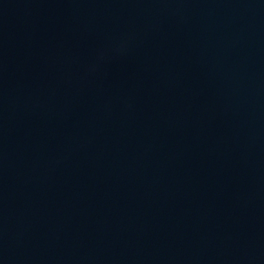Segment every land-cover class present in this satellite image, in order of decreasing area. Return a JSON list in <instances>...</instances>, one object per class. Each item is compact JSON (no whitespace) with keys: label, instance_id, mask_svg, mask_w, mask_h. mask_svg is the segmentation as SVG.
<instances>
[{"label":"water","instance_id":"1","mask_svg":"<svg viewBox=\"0 0 264 264\" xmlns=\"http://www.w3.org/2000/svg\"><path fill=\"white\" fill-rule=\"evenodd\" d=\"M0 264H264V0H0Z\"/></svg>","mask_w":264,"mask_h":264}]
</instances>
